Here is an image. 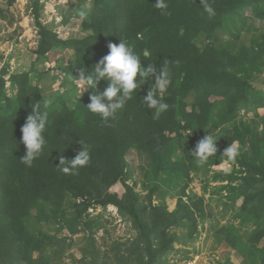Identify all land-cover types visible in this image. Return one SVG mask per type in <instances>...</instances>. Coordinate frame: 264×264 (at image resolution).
<instances>
[{
	"label": "trees",
	"instance_id": "16d2710c",
	"mask_svg": "<svg viewBox=\"0 0 264 264\" xmlns=\"http://www.w3.org/2000/svg\"><path fill=\"white\" fill-rule=\"evenodd\" d=\"M155 2L92 0L88 4L90 15L81 21L84 34L63 39L41 22V1H33L31 10L39 41L31 69L11 73L8 79V67L0 70V264H45L44 248L65 241L42 229L37 234L31 232L27 219L33 209L38 211V221L47 218L49 225L58 224L61 230L75 232L92 205L109 204L132 219L139 232L136 246L144 244L150 262L156 263L174 246L170 228L184 225L193 236L198 218L207 217L204 198L187 195L184 183L190 179L191 169L223 161L233 165L226 175H215L228 182L220 186L228 191L225 208L233 209V218L242 225L248 222L253 226L245 237L228 225L222 229L225 240L248 256L254 244L259 248L264 240V131L257 127L253 132L249 124L242 123L246 129L233 136L227 130L215 135L219 151L203 166H198L191 154L212 123L229 126L237 121L242 109H252L264 121V113L259 112L264 108V85L252 78L264 49L258 44L237 43L244 31L264 27V23L256 26L257 19L264 21V0H207L215 9L214 16L204 12L200 0H165L168 7L163 14ZM84 4L86 1L73 9L76 16ZM120 38H126L140 54L142 66L154 64L159 71L164 61H169L170 83L157 93L169 107L159 119H153L154 110L143 103L154 77L137 89L115 119L104 122L85 108L90 96L97 90L103 92L110 82L101 80L96 89L80 92L75 77L81 69L91 72L109 53L108 45L119 44ZM59 47L70 60L59 65L67 77L61 82L62 91L48 95L40 82L49 71L59 68L55 64L41 70L36 64L48 61L49 53ZM58 74L51 77L52 81ZM43 99L51 101L45 109L49 117L47 144L43 155L28 167L20 161L26 153L21 127L32 113V105ZM233 140L241 146L236 160L230 161L222 154ZM81 142L90 151L89 164L77 174L63 173L58 168L60 158H75L82 150ZM247 143L251 146L246 147ZM132 150L150 157L147 200L126 179L127 157ZM172 156L177 157L175 161ZM234 166L238 169L233 170ZM237 180L240 185L235 187L232 183ZM117 181H122L125 188L121 195L109 190ZM170 182L180 187L178 206L172 211L164 202L153 203L154 196L163 197L161 189ZM68 198H73L69 204ZM69 209L71 216L67 215ZM35 252L41 255L37 257Z\"/></svg>",
	"mask_w": 264,
	"mask_h": 264
},
{
	"label": "rangeland",
	"instance_id": "374dc122",
	"mask_svg": "<svg viewBox=\"0 0 264 264\" xmlns=\"http://www.w3.org/2000/svg\"><path fill=\"white\" fill-rule=\"evenodd\" d=\"M10 1L0 0V70L8 67L9 72L5 76L6 79L11 73L31 69L39 41L38 28L31 10L34 0H12V3ZM40 1L42 4L40 7L41 22L54 29L61 38L66 39L70 36L75 37L84 34L82 19L75 15L73 9L83 1L90 4L92 0ZM263 35L264 27L259 30L252 27L241 34L237 43L258 44L259 48L263 47L264 49ZM65 52L62 47H59L49 53L48 61L36 64V68L41 70H46L55 64L56 68H59V72L49 71L40 82V86L45 88V93L48 95L64 89L61 82L67 76L59 65H66L70 61ZM261 60L259 66L253 68L252 78L257 80L259 85H264V54ZM56 73H59L58 78L52 81L51 77L55 76ZM9 84L7 82V85ZM83 91L85 89L80 90V92ZM212 100H217V97H213ZM259 112L264 113V108H260ZM238 117L240 119L238 118L229 126H215L212 123L208 127V132L215 136L227 130L233 132L231 134L233 136L244 127L242 123L249 124L253 132L257 127L264 131V121L255 116L252 109H242ZM216 122L214 120V123ZM258 137L261 138L260 135ZM235 141L241 146L238 140ZM249 146L251 144L247 143L246 147ZM176 158V156L171 157L173 161ZM232 167L233 165L228 161H223L220 164L199 167L198 170L191 169L190 179L184 183L187 185L186 192L188 196L194 199L204 198L203 207L207 217L198 218V226L196 231L192 232L193 236L190 235L191 229L184 225L170 228L169 233L175 237L174 246L170 252L159 257L156 263L150 262L144 244L139 245V248L136 246L135 241H137L139 232L132 219L129 216H123L118 208L112 204L104 207L92 205L83 216V223L76 227L75 232H70L67 228L61 230L58 224L49 225L47 218L38 221L35 219L38 211L33 209L27 219L28 225H30L29 229L35 234L42 229L57 234L65 240L55 241L54 247L44 248L45 264H253L251 260L260 261V264H264L261 263L260 255L262 254L260 253L261 248L264 252V240L259 248L254 244L252 254L248 256L247 253H242L239 249L230 246L225 240L226 232L222 231L232 224L241 235L248 237L253 228L252 224L248 222L242 225L239 220L233 218L234 210L228 209L227 211L225 208L224 198L228 191L220 186L227 185L228 182L217 179L215 175L217 173L226 175L227 172H231ZM150 168L151 163L148 155L138 150H132L129 153L125 169L126 179L130 185H134L135 190L141 194L143 200H147V193L150 189L149 180L151 177L148 178L147 175ZM234 169L237 170L238 168L234 166ZM232 185L238 187L240 181L237 180ZM179 188L175 182L163 185L161 189L163 197L160 194L154 196L153 203L163 205L164 202L168 210H175L178 206L179 194L177 192ZM216 189H222V191L217 192ZM109 190L121 195L125 188L122 181H117ZM184 199L186 200L187 196H184ZM187 200L189 201V199ZM71 201L73 198L67 199L68 204ZM240 202L241 199L238 198L237 203ZM145 203L147 205L146 201ZM71 213V209L67 210L68 216H71ZM146 219L148 220V217ZM65 243L67 244L63 247L61 244ZM34 255L39 257L41 254L35 252Z\"/></svg>",
	"mask_w": 264,
	"mask_h": 264
},
{
	"label": "clouds",
	"instance_id": "9594fccd",
	"mask_svg": "<svg viewBox=\"0 0 264 264\" xmlns=\"http://www.w3.org/2000/svg\"><path fill=\"white\" fill-rule=\"evenodd\" d=\"M204 12L209 16H214L215 9L207 0H200ZM157 9L166 12L168 5L165 0H156L154 3ZM91 12L88 4L82 5L77 10V15L81 19H86ZM264 21L256 20V26L260 27ZM109 53L104 56L93 68L91 72L81 69L78 77H75V83L82 91L84 89H96L101 80L109 81L108 87L103 91H96L90 96V103L85 107L88 112L97 114L102 121L108 122L115 119L117 113L124 108L127 101L133 98L137 89L145 82H150L153 77L155 83L149 88L146 96L143 97V103L153 109V119H159L161 114L167 111L169 105L163 101V97L158 92H163L171 80V70L169 61L165 60L159 71L156 65L150 64L147 67L142 66L141 56L134 50V47L126 38H120V43H110L108 45ZM178 63V62H177ZM82 86V87H81ZM51 101L37 102L32 105L33 111L30 113L25 124L21 127V142L26 147V153L20 158L21 163L28 167L43 155L47 144L45 130L48 125V112L45 110ZM217 139L213 134L207 133L200 139L195 149L191 152L198 166H203L209 158L215 156L219 151ZM82 144V150L78 152L75 158L65 160L60 158L58 167L65 174H77L78 170L87 166L90 162V151ZM240 153L239 143L232 141L224 151L222 156L230 161H235Z\"/></svg>",
	"mask_w": 264,
	"mask_h": 264
}]
</instances>
